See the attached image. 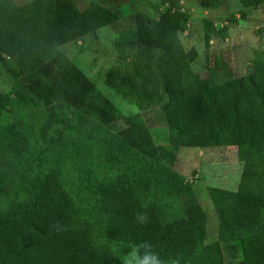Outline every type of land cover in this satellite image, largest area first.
Returning a JSON list of instances; mask_svg holds the SVG:
<instances>
[{"label": "rangeland", "instance_id": "1", "mask_svg": "<svg viewBox=\"0 0 264 264\" xmlns=\"http://www.w3.org/2000/svg\"><path fill=\"white\" fill-rule=\"evenodd\" d=\"M82 32L72 39L41 36L48 0H0V220L19 222L35 200L42 174L55 170L83 217L94 224L96 242L121 256L133 247L110 240L103 229L98 190L103 184L130 188L165 223L186 216L205 230L201 244L181 264H264V220L243 231L223 232L216 190L237 187L242 161L235 146L194 147L168 126L160 106L145 111L105 82L107 69L122 61L113 45L127 28L152 27L182 44L194 71L206 77L240 76L256 48H264V4L255 0H74ZM166 99L154 65L148 69ZM64 86L106 109L115 121L63 93L36 94L25 78ZM131 125L144 154L121 135ZM1 264V263H0Z\"/></svg>", "mask_w": 264, "mask_h": 264}, {"label": "trees", "instance_id": "2", "mask_svg": "<svg viewBox=\"0 0 264 264\" xmlns=\"http://www.w3.org/2000/svg\"><path fill=\"white\" fill-rule=\"evenodd\" d=\"M219 0H199L208 6ZM263 5L264 0H255ZM41 36L52 42L72 39L81 30L80 13L74 0H48ZM122 61L110 66L106 84L139 110L160 106L176 136L194 147L235 146L242 170L237 187L216 190L214 202L224 232L247 231L264 220V48H256L247 73L217 78L213 69L206 77L194 71L188 53L177 40L152 27L124 29L113 41ZM154 65L161 93L148 69ZM36 94L63 93L97 111L105 123L115 117L98 104L84 100L64 86H49L39 79L25 78ZM122 137L144 154L156 153L139 142L131 125L120 130ZM99 209L106 214L104 233L110 240L134 246L150 240L167 258L181 256L201 244L205 230L186 216L165 223L156 210L143 204L130 189L103 184L98 190ZM143 208L150 223L141 226L133 218ZM60 221L64 231L52 225ZM264 259V248L258 254ZM121 256L107 242H96L91 220L83 217L57 171L42 174L40 190L26 202L19 222L0 220L1 264H121Z\"/></svg>", "mask_w": 264, "mask_h": 264}, {"label": "clouds", "instance_id": "3", "mask_svg": "<svg viewBox=\"0 0 264 264\" xmlns=\"http://www.w3.org/2000/svg\"><path fill=\"white\" fill-rule=\"evenodd\" d=\"M133 218L141 226L150 223V215L143 208L136 210ZM52 227L57 233L66 230L60 221H56ZM119 259L121 264H181L178 255L169 254L167 258L162 257L160 252L156 251V245L147 239L135 244L126 255Z\"/></svg>", "mask_w": 264, "mask_h": 264}]
</instances>
